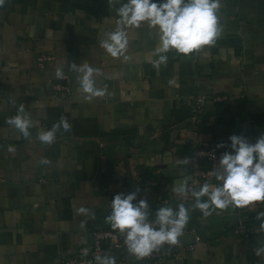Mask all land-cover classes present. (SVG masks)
<instances>
[{"label": "crops", "instance_id": "obj_1", "mask_svg": "<svg viewBox=\"0 0 264 264\" xmlns=\"http://www.w3.org/2000/svg\"><path fill=\"white\" fill-rule=\"evenodd\" d=\"M219 5L213 45L187 55L170 50L154 67L159 39L146 22L125 29L124 56L100 46L117 27L119 4L0 0V264L77 256L95 230L113 229L106 217L116 194L136 192L138 200L141 182L154 179L160 200L190 180L178 167L169 176L167 165L185 160L190 174L188 157L200 142L220 138L229 151L231 135L255 142L264 133V0ZM41 55L50 57L44 66ZM73 64L98 69L103 95L85 98ZM198 95L205 101L194 112ZM21 105L31 119L27 138L7 123ZM61 120L69 130L58 128L51 144L41 143L38 134ZM148 205L151 216L156 207ZM192 206L185 205L202 240L191 252L149 264H264V254H255L264 230L244 241L233 229L240 218L264 222L257 215L264 201L206 217ZM80 207L88 214L77 213Z\"/></svg>", "mask_w": 264, "mask_h": 264}, {"label": "clouds", "instance_id": "obj_2", "mask_svg": "<svg viewBox=\"0 0 264 264\" xmlns=\"http://www.w3.org/2000/svg\"><path fill=\"white\" fill-rule=\"evenodd\" d=\"M108 4H119L115 8L117 27L107 34V39L102 40L100 46L113 58L124 56L128 43L125 29L140 28L144 22L156 31L159 39L153 51L157 57L153 61L154 67L167 61L165 54L170 50L187 55L203 46L213 45L221 32L217 15L219 0H108ZM71 67L77 72L78 83L83 93L87 94L86 99L103 95V91L95 87L94 74L98 73V69L89 65L77 67L73 64ZM55 75L63 78L64 73L57 68ZM7 123L18 129L25 138L29 137L31 119L24 114L22 105L15 116L8 118ZM58 128L65 132L69 130L67 122L61 120L51 129L41 131L38 139L41 143L51 144ZM229 141L230 150L220 155L218 167L214 170L217 183L205 182L199 190H191L195 198L192 208L199 209L205 217L212 209L223 210L229 205L245 207L264 201V133L255 142L235 134L229 137ZM218 147H224L223 143ZM185 190L181 186L176 191L182 195ZM191 210L183 203L175 209L161 206L155 212V220L149 222L146 200H137L136 192L118 193L111 200V214L106 220L113 229L124 235L127 249L137 258H143L165 243L175 244L189 222ZM88 211L84 207L76 209L77 213L85 215ZM257 215L259 218L264 213ZM260 228L264 230V222H261ZM255 254H264V245L257 248ZM82 255H87L86 249ZM95 259L98 264H115L113 257L97 256Z\"/></svg>", "mask_w": 264, "mask_h": 264}, {"label": "built area", "instance_id": "obj_3", "mask_svg": "<svg viewBox=\"0 0 264 264\" xmlns=\"http://www.w3.org/2000/svg\"><path fill=\"white\" fill-rule=\"evenodd\" d=\"M50 57L41 55L37 61L40 66H44V63L48 61ZM54 90L57 92L64 91L65 88L59 85L54 86ZM203 95H198L193 101V111L198 112L201 110L204 100ZM223 143L220 138L213 140L202 141L198 146H195L191 151L188 162L190 166V180L187 182L184 194H180L177 189H170L166 191L165 197L159 199L153 198L154 188L159 183L154 179H147L141 182V192L138 196V200H146L154 207L161 206H179L181 203L194 204L195 198L191 195V190H199L202 183L216 182L214 177V170L218 167L220 155L227 151L225 147H218ZM224 145V144H223ZM4 179L0 177V183H3ZM202 199H207L203 197ZM260 202L252 203L245 208H252L254 205ZM243 207H237L240 211ZM149 222L155 220V214L148 217ZM261 223L257 222H245L243 219H239L236 223L234 233L244 241L250 240L254 235L262 232L260 228ZM158 227V225H154ZM182 234H191L193 236L192 243L186 245L180 241V236L177 238L175 244L165 243L158 249L154 250L150 255L143 258H137L127 248L120 253L115 260V264H149L159 263L169 258H175L180 256L183 252H191L195 245L202 240V235L195 228L187 224ZM125 243V237L119 230L116 229H97L92 233L91 241L81 245L77 250V256L68 257L57 264H98L95 257H112V255ZM87 250V255H82L84 250Z\"/></svg>", "mask_w": 264, "mask_h": 264}, {"label": "water", "instance_id": "obj_4", "mask_svg": "<svg viewBox=\"0 0 264 264\" xmlns=\"http://www.w3.org/2000/svg\"><path fill=\"white\" fill-rule=\"evenodd\" d=\"M175 167H178V168H181L179 170V173H182L183 175H185L187 177V179L189 180L190 179V174H188L187 172V167H186V162L185 160H180L179 162L177 163H170L167 165V170H168V175L171 176V177H174L176 176L175 175ZM173 169V170H171ZM172 208H178L177 206H174ZM189 223L194 225V226H197V223L194 219H192L189 215ZM180 241L182 244L186 245L188 243H192L193 241V236L191 234H181L180 235ZM127 248L126 244L124 243L113 255L112 257L114 258V260L117 259V257L120 255L121 252H123L125 249Z\"/></svg>", "mask_w": 264, "mask_h": 264}, {"label": "trees", "instance_id": "obj_5", "mask_svg": "<svg viewBox=\"0 0 264 264\" xmlns=\"http://www.w3.org/2000/svg\"><path fill=\"white\" fill-rule=\"evenodd\" d=\"M158 208H159V207H156V208H155L154 214H155V212H156V210H157ZM187 224H189L190 226L194 227V226H193L192 224H190L189 222H188Z\"/></svg>", "mask_w": 264, "mask_h": 264}]
</instances>
